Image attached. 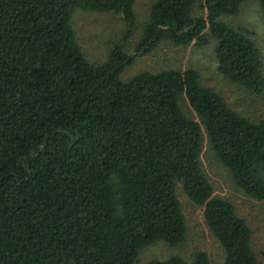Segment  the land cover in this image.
I'll return each mask as SVG.
<instances>
[{"label":"trees","instance_id":"1","mask_svg":"<svg viewBox=\"0 0 264 264\" xmlns=\"http://www.w3.org/2000/svg\"><path fill=\"white\" fill-rule=\"evenodd\" d=\"M135 1L0 0V264H134L154 241L178 246L187 231L178 182L203 207L224 264H257L249 225L201 169L200 126L235 185L264 201V118L230 108L194 68L120 78L162 41L214 40L217 70L262 94L259 49L221 20L246 0H154L133 54L115 43L106 60L89 62L73 12L122 14L125 41ZM197 4L203 13L194 15ZM181 95L199 121L180 109ZM208 263L200 250L191 261L176 254L144 264Z\"/></svg>","mask_w":264,"mask_h":264},{"label":"rangeland","instance_id":"2","mask_svg":"<svg viewBox=\"0 0 264 264\" xmlns=\"http://www.w3.org/2000/svg\"><path fill=\"white\" fill-rule=\"evenodd\" d=\"M153 1H135L133 5L135 23L132 33L125 41L123 37L126 25L122 14L112 11L75 10L71 17V25L87 60L96 64L103 62L111 45L115 43H122L125 52L128 55L133 54ZM202 13V9L197 4L193 14ZM221 20L248 33L259 49L264 71V23L258 0H246L235 15L222 16ZM214 46V40L201 47L192 43L181 45L168 40L162 41L152 51L135 55L132 63L120 74V78L127 81L131 76L145 70L158 72L167 69L194 68L199 74L200 84L218 93L230 108L252 121L264 118V92L256 94L222 75L217 70ZM178 102L187 117L199 121V117L183 95L179 97ZM200 127L202 143L199 161L203 173L212 186L213 195L229 200L237 214L246 220L251 229V246L256 254L257 264H264L262 255L264 201L246 195L235 185L231 172L216 158L204 127L202 125ZM176 192L187 227L184 241L175 247L169 246L162 240L154 241L139 252L134 264H144L151 259H166L176 254L191 261L194 252L200 250L207 253L208 264H224V251L204 220L203 207L189 200L179 182L176 185Z\"/></svg>","mask_w":264,"mask_h":264}]
</instances>
